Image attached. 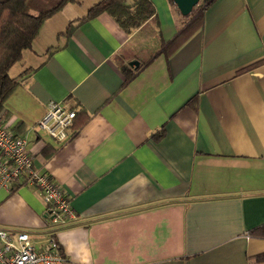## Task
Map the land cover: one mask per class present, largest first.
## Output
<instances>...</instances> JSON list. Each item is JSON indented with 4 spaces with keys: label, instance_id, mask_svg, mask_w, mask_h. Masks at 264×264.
Returning a JSON list of instances; mask_svg holds the SVG:
<instances>
[{
    "label": "crops",
    "instance_id": "crops-1",
    "mask_svg": "<svg viewBox=\"0 0 264 264\" xmlns=\"http://www.w3.org/2000/svg\"><path fill=\"white\" fill-rule=\"evenodd\" d=\"M148 1L164 44L196 8ZM62 10L8 70L18 84L0 114L74 219L53 225L36 189L0 187V228L35 248L52 237L69 264H264L249 234L264 225V0H214L169 56L106 13L53 28ZM152 52L122 85L120 67ZM50 101L85 117L63 142L35 126Z\"/></svg>",
    "mask_w": 264,
    "mask_h": 264
},
{
    "label": "trees",
    "instance_id": "trees-1",
    "mask_svg": "<svg viewBox=\"0 0 264 264\" xmlns=\"http://www.w3.org/2000/svg\"><path fill=\"white\" fill-rule=\"evenodd\" d=\"M172 6V1L167 0ZM214 0H200L184 25L177 31L173 39L162 43L157 29L148 23L154 17V9L148 0H99L89 7L84 17L76 19L77 23L91 19L101 13H106L125 33L135 31L131 37H137L144 46L151 43L154 38L158 41V53L164 51L167 56L185 40L191 37L202 26L203 12ZM74 0H59L52 8L40 11L35 15L28 12L27 0H0V109L6 98L13 92L18 84L17 78H10L8 70L21 59L23 50L30 49L38 29L53 13L63 6L73 3ZM74 25L70 22L64 36H67ZM157 52H152L144 63H139L134 72L120 67L123 77L122 85L128 83L134 74L147 65ZM85 121L81 112H76L71 128L78 129ZM250 235L264 238V225L253 229ZM254 261H264V254L255 258Z\"/></svg>",
    "mask_w": 264,
    "mask_h": 264
},
{
    "label": "built area",
    "instance_id": "built-area-1",
    "mask_svg": "<svg viewBox=\"0 0 264 264\" xmlns=\"http://www.w3.org/2000/svg\"><path fill=\"white\" fill-rule=\"evenodd\" d=\"M74 116V112L66 110L61 103L50 101L35 126L49 138L63 142ZM25 145L24 138L6 129L0 114V187L31 186L39 193L51 224L64 225L73 220L74 214L59 186L45 173H38L33 168L32 157L26 152ZM0 264L69 263L52 237H48L40 248H35L26 232L0 228Z\"/></svg>",
    "mask_w": 264,
    "mask_h": 264
},
{
    "label": "rangeland",
    "instance_id": "rangeland-1",
    "mask_svg": "<svg viewBox=\"0 0 264 264\" xmlns=\"http://www.w3.org/2000/svg\"><path fill=\"white\" fill-rule=\"evenodd\" d=\"M79 5L76 4H66L62 7V11L59 14H56L52 18V26L53 28H58L59 24L65 18H72V17H82L86 14L87 10L90 6H92L93 0H76ZM56 0H28L27 7L30 11L35 10L36 8L40 11L48 10L55 4ZM36 9V10H37ZM60 11V10H58ZM56 11V13L58 12ZM48 27V26H47ZM47 29V28H46Z\"/></svg>",
    "mask_w": 264,
    "mask_h": 264
},
{
    "label": "water",
    "instance_id": "water-1",
    "mask_svg": "<svg viewBox=\"0 0 264 264\" xmlns=\"http://www.w3.org/2000/svg\"><path fill=\"white\" fill-rule=\"evenodd\" d=\"M177 12L182 17H187L192 10L198 5L200 0H171ZM132 63H129L131 65ZM136 63L134 62V66Z\"/></svg>",
    "mask_w": 264,
    "mask_h": 264
}]
</instances>
